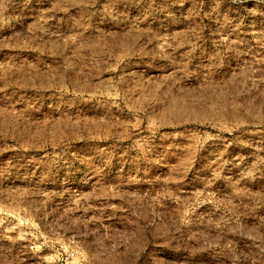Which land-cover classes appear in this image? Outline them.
Returning <instances> with one entry per match:
<instances>
[{
	"label": "rangeland",
	"instance_id": "374dc122",
	"mask_svg": "<svg viewBox=\"0 0 264 264\" xmlns=\"http://www.w3.org/2000/svg\"><path fill=\"white\" fill-rule=\"evenodd\" d=\"M145 1L0 0V264H264V0Z\"/></svg>",
	"mask_w": 264,
	"mask_h": 264
},
{
	"label": "bare ground",
	"instance_id": "6f19581e",
	"mask_svg": "<svg viewBox=\"0 0 264 264\" xmlns=\"http://www.w3.org/2000/svg\"><path fill=\"white\" fill-rule=\"evenodd\" d=\"M117 1V0H116ZM118 1H120V0H118ZM145 1V0H144ZM122 2V1H121ZM146 2V1H145ZM133 3V2H132ZM138 4V3H137ZM130 7V6H129ZM126 8H128L127 6H126ZM135 8V7H134Z\"/></svg>",
	"mask_w": 264,
	"mask_h": 264
}]
</instances>
